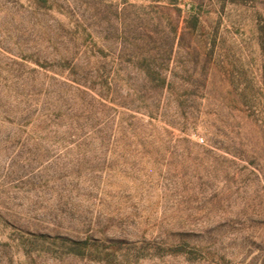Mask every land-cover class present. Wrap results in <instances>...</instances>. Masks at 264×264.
Returning <instances> with one entry per match:
<instances>
[{
    "label": "rangeland",
    "instance_id": "1",
    "mask_svg": "<svg viewBox=\"0 0 264 264\" xmlns=\"http://www.w3.org/2000/svg\"><path fill=\"white\" fill-rule=\"evenodd\" d=\"M0 264H264V0H0Z\"/></svg>",
    "mask_w": 264,
    "mask_h": 264
},
{
    "label": "trees",
    "instance_id": "2",
    "mask_svg": "<svg viewBox=\"0 0 264 264\" xmlns=\"http://www.w3.org/2000/svg\"><path fill=\"white\" fill-rule=\"evenodd\" d=\"M171 1V0H170ZM169 6L174 5V3H168ZM173 36L175 38L176 31L173 30ZM171 51V49H170ZM75 68V65L72 67ZM79 74V79L75 75L74 80L72 81L78 87L77 89H84V92L90 91L91 93H97L98 100L100 105L105 107L104 103H112L113 105H117V107L122 108L123 103L116 104L114 99H108V95L105 93V89L103 86V74L100 71V68L94 70L92 73H77ZM144 78L156 85L157 88L151 89L150 91H137L136 98L138 102V106L135 110L136 113L145 115L147 120V126L151 128L153 131H158L160 133L165 132L168 133V130L165 127L158 126V119L162 117L161 114V101L162 97L165 94L164 88L168 84L166 75L154 70L147 71L145 73ZM150 92V94H148ZM104 102V103H103ZM145 102V103H144ZM144 108V109H142ZM141 112V113H140ZM157 121V122H156ZM112 245L116 246L118 244L117 241H110ZM170 254H181L183 251H168Z\"/></svg>",
    "mask_w": 264,
    "mask_h": 264
}]
</instances>
